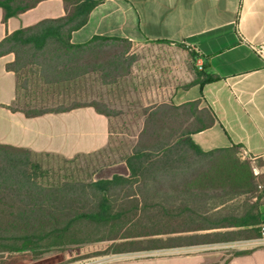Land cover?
<instances>
[{"label": "trees", "instance_id": "16d2710c", "mask_svg": "<svg viewBox=\"0 0 264 264\" xmlns=\"http://www.w3.org/2000/svg\"><path fill=\"white\" fill-rule=\"evenodd\" d=\"M39 1L0 0V7L6 20ZM64 1L68 9L65 16L15 30L0 41V56L15 55L7 69L17 75V103L21 92L28 95L29 86L54 93L92 73L103 80L120 77L118 72L129 48L127 40L97 35L87 43H73L72 32L86 23L97 2ZM117 44L125 48L105 50ZM196 78L204 83L216 76L197 71ZM197 104L190 103L191 112L173 105L144 111L145 124L126 160L128 176L114 174L86 181L53 174L50 179V169L34 158L38 155L32 150L0 143V252L107 241L110 244L104 253H114L233 240L243 235L235 231L231 236H170L224 224H252L251 235L260 237L264 214L259 212V204L264 201V187L259 189L262 180L256 179L250 163L238 158V147L203 151L182 137L189 134L187 129L177 125L172 130L168 123L178 117V112L184 119L196 111L195 130L210 127L212 114L197 109ZM87 105L111 115L112 111L99 110L94 104L35 105L15 110L33 117ZM238 196H244L241 203L225 204ZM162 234L168 236L159 238Z\"/></svg>", "mask_w": 264, "mask_h": 264}, {"label": "crops", "instance_id": "0c3cea01", "mask_svg": "<svg viewBox=\"0 0 264 264\" xmlns=\"http://www.w3.org/2000/svg\"><path fill=\"white\" fill-rule=\"evenodd\" d=\"M94 1L97 3L86 23L72 32L71 41L84 44L97 35L127 40L125 89L129 98L124 123L144 126L145 110L173 105L191 112L190 103L198 102L197 109L208 110L214 121L208 128L195 130L196 111L184 119L178 116L176 125L189 132L182 137L203 151L237 146L238 158L250 163L257 180L264 179V59L254 50L264 46V0ZM67 13L64 0H41L6 20L0 7V41L15 30ZM153 44L183 45L195 53L191 58L195 64L216 79L200 83L196 72H189L186 64H177L180 60H170L164 54L132 55L135 46ZM14 59L12 52L0 56V143L72 156L107 148L119 136L111 129L114 117L90 105L33 117L15 110L17 75L7 69ZM139 60L143 62L142 75L135 68ZM173 61L175 65L169 71L176 74L174 80L166 71V64ZM153 76L161 80L157 85L151 81ZM137 140L138 136L131 138L129 148L104 167L109 173L96 179L114 174L128 176L126 160ZM259 187H264V180ZM243 200L244 196H238L225 204ZM259 212L264 214V201L259 204ZM224 225L170 236H231L235 231L243 235L233 240L94 254L68 264H264V239L251 235L252 224ZM167 236L158 235L163 239Z\"/></svg>", "mask_w": 264, "mask_h": 264}, {"label": "rangeland", "instance_id": "374dc122", "mask_svg": "<svg viewBox=\"0 0 264 264\" xmlns=\"http://www.w3.org/2000/svg\"><path fill=\"white\" fill-rule=\"evenodd\" d=\"M124 48V44H117L114 45L113 48L105 47V50L114 49L116 51H121ZM148 54H164L166 57L170 58V60L178 59L180 60V63L177 64H186L188 71L191 73L202 71V68L200 69L195 64L194 60L191 59L192 54L195 53L189 51L183 45H139L134 47L132 55L140 57L141 55ZM125 59L126 60L121 65L118 72V76L120 77L116 81H114L112 77L103 80L100 75H88L69 84L68 88H64L63 86L59 87L54 93L52 90H50V93H44V91H40L36 86H29L28 95L21 92L23 96L21 95L18 100L17 106L19 108H25L26 106L33 107L35 105L38 107L42 105H48L50 107H68L72 105L80 106L94 104L99 110L104 111L107 109L112 111L111 115L115 119L112 122L111 129L114 133H118L119 136H117L116 139H113L111 145L107 146V148L99 149L98 151L91 153H75L72 156H65L59 153H39L33 151L34 154L36 153V155H38L34 158L38 159L43 167H48L50 169V179L53 174L59 178L73 177L86 181L105 176L109 173V170L104 169V167L114 159L116 154L124 152L129 148V141L131 138L139 136L143 126L132 124L127 125L124 123L127 109L126 100L129 98L127 97L125 89L127 84L125 72L127 70L129 56L128 60L126 57ZM174 62L175 61L166 64V71H168V75H171L172 80L175 79L176 74L169 70L173 69L172 67L175 65ZM142 65L143 62L141 60L135 63V68L139 69L140 75H142L140 70ZM177 73H179V71ZM152 79L151 81L156 85L161 81L158 76H153ZM138 81L140 82L141 80L139 79ZM148 81H150V79ZM129 112L132 114L131 112L133 111ZM172 113H175V111ZM178 114L180 120V112H178ZM176 122L177 120L175 116L168 121L172 130L173 128L175 130L177 129ZM263 180L264 179H262V181ZM109 244L110 242L100 241L82 245L63 246L59 248L53 247L50 249L38 248L36 250L25 249L2 251L0 252V264H68L69 261L76 262L84 256L104 253ZM233 253L236 254L235 251Z\"/></svg>", "mask_w": 264, "mask_h": 264}, {"label": "built area", "instance_id": "2783aa9c", "mask_svg": "<svg viewBox=\"0 0 264 264\" xmlns=\"http://www.w3.org/2000/svg\"><path fill=\"white\" fill-rule=\"evenodd\" d=\"M254 50L264 59V46L259 45L254 47ZM260 236L262 239H264V224L260 227Z\"/></svg>", "mask_w": 264, "mask_h": 264}]
</instances>
